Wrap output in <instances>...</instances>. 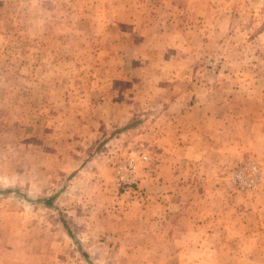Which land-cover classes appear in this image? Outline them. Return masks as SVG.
<instances>
[{"label":"rangeland","instance_id":"obj_1","mask_svg":"<svg viewBox=\"0 0 264 264\" xmlns=\"http://www.w3.org/2000/svg\"><path fill=\"white\" fill-rule=\"evenodd\" d=\"M54 1L84 32L57 39V7L0 0V264H264V0ZM205 90L219 135L198 121L183 201L215 230L172 232L150 184L170 175L138 132Z\"/></svg>","mask_w":264,"mask_h":264},{"label":"crops","instance_id":"obj_2","mask_svg":"<svg viewBox=\"0 0 264 264\" xmlns=\"http://www.w3.org/2000/svg\"><path fill=\"white\" fill-rule=\"evenodd\" d=\"M35 4L39 9L57 7L58 9H56L55 12L65 14L63 15V17L59 16L56 23L58 25H61V27L56 34L52 35V37H55L57 39H65L67 37L71 38V32H84V30L82 29L80 31H76V28L71 29L72 27H74L71 23V3L68 5L61 4L58 6L59 3L57 4L54 0H35ZM103 7L104 9L101 10V12L107 13L106 9H108V5H103ZM100 20L102 21L100 22L101 25L102 23L107 24V19L104 16L101 17ZM92 22L93 21H90L89 24ZM0 23L3 24L4 22L0 21ZM132 30L134 31L136 30V28L132 27ZM117 32L120 33L119 38H123L124 35H127L125 25L120 28L118 27ZM9 37V31L0 29V40H3L7 43L10 39ZM205 92H207V95L209 97H203V95L196 94L194 97L195 100L192 99V95L188 98L181 96L178 98H173L175 102L171 103V101H169L168 105H165L163 111L157 117L155 116L154 120L150 122L147 131H135L138 133H144V135L147 136L150 148L153 149V152H155L156 156L158 157V164L154 162V166L167 169V173H169L170 175L164 177L162 180H160L156 176L151 177L150 184L153 191V197H164L163 218L165 221V225L167 224V227L169 228L168 230L172 232L178 230H186L189 228V226H192L195 229L203 227L206 230H215L213 221L216 219V217H218V215H213L210 225L207 224V222L206 224L200 223L199 220H201V218L204 216V213L200 212L198 214V211L189 209L188 202L183 201V198L189 199V194L185 192V188L189 187L190 185L196 186L199 184V181H189V176L186 177V175H184L185 173L183 172L184 169L188 167L189 159L197 160L198 157L201 156V150L196 147L197 142L202 141L199 138V135L202 134V132L198 129V121H205L206 125L208 123L207 120H210V118H212L213 130L215 131V133H217V135H219L218 128L220 127V118H218V112L215 110L214 116H211V113L207 112L204 107L205 101L210 98L212 91L210 90V92H208V90H205ZM190 119H196L195 124L197 126L189 123ZM158 120H163L164 128L157 127L156 123ZM229 125L230 123L228 122V126ZM140 136L142 138L144 137L143 134H140ZM209 137H211V135H209ZM194 144L196 145L195 147H193ZM178 169L182 170L178 171ZM216 179L217 183L219 182L218 178H213V184H216ZM160 190H164L166 193L162 192L163 194H161L159 192ZM194 193L196 195H204L203 191L201 190V192H199L198 188H196ZM226 193L228 194V192ZM179 195L181 196V198H179ZM155 206L156 205H154V207ZM148 217L150 223L153 224L161 221L159 218L160 214H158L156 208L151 209L148 212Z\"/></svg>","mask_w":264,"mask_h":264},{"label":"built area","instance_id":"obj_3","mask_svg":"<svg viewBox=\"0 0 264 264\" xmlns=\"http://www.w3.org/2000/svg\"><path fill=\"white\" fill-rule=\"evenodd\" d=\"M134 164L131 160L124 162L117 168L116 175L119 182L122 184L132 185L136 181L134 179Z\"/></svg>","mask_w":264,"mask_h":264}]
</instances>
